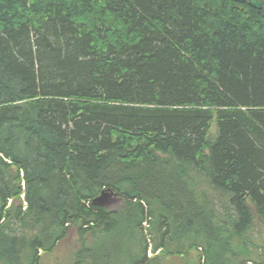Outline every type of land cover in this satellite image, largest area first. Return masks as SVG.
I'll return each mask as SVG.
<instances>
[{"label": "trees", "instance_id": "16d2710c", "mask_svg": "<svg viewBox=\"0 0 264 264\" xmlns=\"http://www.w3.org/2000/svg\"><path fill=\"white\" fill-rule=\"evenodd\" d=\"M259 1L0 0V264H264Z\"/></svg>", "mask_w": 264, "mask_h": 264}, {"label": "rangeland", "instance_id": "374dc122", "mask_svg": "<svg viewBox=\"0 0 264 264\" xmlns=\"http://www.w3.org/2000/svg\"><path fill=\"white\" fill-rule=\"evenodd\" d=\"M215 131H216V125H213V132H215ZM225 195H226V197L224 200H225L226 205H227L229 203L230 194L227 193ZM108 206L110 208H113V209H118L121 207V203L116 202L114 200H111V201H109ZM255 221L257 222V218L255 219ZM260 228L261 227L259 225L256 226L254 237L256 238V241L259 245L264 246L263 235H262ZM75 241H76V236L73 233H71V235L63 243H61L59 245V247L54 251V253L52 255H49L48 257H45V256L43 257V264H53V263H55V264H66L67 260L70 259L71 251H75L74 253H77V251L79 250V248L76 249L77 246L75 244ZM73 256L70 259V261L73 259ZM75 258H77V256ZM195 258H196V251H193L191 253L190 259L193 261V259H195ZM164 259L166 261H164L163 264H187L184 261L180 260L181 257H179V258H177V257H171L170 258L169 257V259H166V258H164ZM164 259H162V260H164ZM259 260L261 261V259H259ZM247 264H256V263L254 261H251V262L249 261Z\"/></svg>", "mask_w": 264, "mask_h": 264}, {"label": "water", "instance_id": "95a60500", "mask_svg": "<svg viewBox=\"0 0 264 264\" xmlns=\"http://www.w3.org/2000/svg\"><path fill=\"white\" fill-rule=\"evenodd\" d=\"M235 1L240 3L247 1L249 6L256 9L261 8V3L259 0H235ZM111 200L118 202L119 199L116 198V194L113 195L109 192L102 191L95 199H93V204L108 208L109 207L108 203Z\"/></svg>", "mask_w": 264, "mask_h": 264}, {"label": "built area", "instance_id": "2783aa9c", "mask_svg": "<svg viewBox=\"0 0 264 264\" xmlns=\"http://www.w3.org/2000/svg\"><path fill=\"white\" fill-rule=\"evenodd\" d=\"M145 227H147L146 223H145ZM148 256L151 257L152 256V251H151V248H149L148 250Z\"/></svg>", "mask_w": 264, "mask_h": 264}, {"label": "bare ground", "instance_id": "6f19581e", "mask_svg": "<svg viewBox=\"0 0 264 264\" xmlns=\"http://www.w3.org/2000/svg\"><path fill=\"white\" fill-rule=\"evenodd\" d=\"M145 218V217H144ZM152 220V219H151ZM155 254V253H154Z\"/></svg>", "mask_w": 264, "mask_h": 264}]
</instances>
